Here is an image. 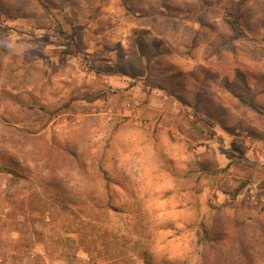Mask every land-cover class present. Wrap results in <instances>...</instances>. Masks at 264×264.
<instances>
[{
	"label": "rangeland",
	"instance_id": "rangeland-1",
	"mask_svg": "<svg viewBox=\"0 0 264 264\" xmlns=\"http://www.w3.org/2000/svg\"><path fill=\"white\" fill-rule=\"evenodd\" d=\"M249 84L264 0H0V262L264 264Z\"/></svg>",
	"mask_w": 264,
	"mask_h": 264
},
{
	"label": "crops",
	"instance_id": "crops-1",
	"mask_svg": "<svg viewBox=\"0 0 264 264\" xmlns=\"http://www.w3.org/2000/svg\"><path fill=\"white\" fill-rule=\"evenodd\" d=\"M260 86L261 88H259ZM260 86L249 84V87L254 88V91L256 92H261L262 87L264 86L261 84ZM178 115L179 114H177V116ZM212 116L213 115L205 114L203 118H213ZM241 117L242 123L233 128L242 132V137H240L242 140L240 141H234L236 135L233 133V126H224L221 123L215 122L210 127H212L213 130L224 134L225 137L229 139L227 141L230 143V149L226 147V153L224 152V155H222L224 156V162L226 163L225 167L229 166L232 161L238 160L242 162V180H245V183L242 184L244 187L242 191L243 196L249 185L252 183H260V181L264 180V91L263 93H260L258 97L251 96L248 100L245 99V102L242 103ZM203 118L200 117L199 113L195 116H190L192 122L201 119L198 122L201 125L207 124ZM177 128L180 130L179 127ZM229 136H231V138H229ZM181 138H184V135H181ZM258 195H260V193H258ZM260 198L263 199L264 196H261Z\"/></svg>",
	"mask_w": 264,
	"mask_h": 264
},
{
	"label": "trees",
	"instance_id": "trees-1",
	"mask_svg": "<svg viewBox=\"0 0 264 264\" xmlns=\"http://www.w3.org/2000/svg\"><path fill=\"white\" fill-rule=\"evenodd\" d=\"M226 153V152H225ZM228 154V153H227ZM237 192V191H236ZM79 249H82L84 252H86V253H90L89 251H90V249H89V247L86 245V246H83V247H81V248H77V250H79ZM4 254V257H3V259L1 260V262H0V264H12L10 261H9V259H10V253H8V252H4L3 253ZM146 261V263H148V264H152L151 262H149V260H145Z\"/></svg>",
	"mask_w": 264,
	"mask_h": 264
},
{
	"label": "built area",
	"instance_id": "built-area-1",
	"mask_svg": "<svg viewBox=\"0 0 264 264\" xmlns=\"http://www.w3.org/2000/svg\"><path fill=\"white\" fill-rule=\"evenodd\" d=\"M258 183H252L251 185H249L246 189V193L248 196L247 199H253L254 198V193L256 192V187H257Z\"/></svg>",
	"mask_w": 264,
	"mask_h": 264
}]
</instances>
